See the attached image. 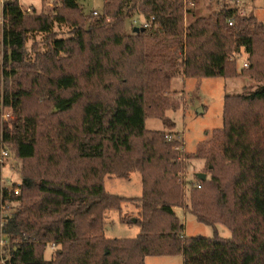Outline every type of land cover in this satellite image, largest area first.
Masks as SVG:
<instances>
[{
  "label": "trees",
  "instance_id": "1",
  "mask_svg": "<svg viewBox=\"0 0 264 264\" xmlns=\"http://www.w3.org/2000/svg\"><path fill=\"white\" fill-rule=\"evenodd\" d=\"M187 2L106 0L90 18L78 0H56L37 15L3 0L0 152L10 149L25 166L17 194L3 187L0 162V264H145L179 253L184 264H264V22L230 0L209 16ZM136 14L151 26L128 33L125 20ZM64 25L70 36L56 31ZM242 47V73L258 86L225 96L223 127L210 140L186 153L178 134L146 128L148 117L171 125L173 78L236 77L232 58ZM5 109L15 121H3ZM194 158L206 159L211 173L197 183L182 177ZM134 172L140 197L106 190L107 177ZM130 201L138 215L121 222L137 224L139 234L107 237V211ZM176 206L232 236H185Z\"/></svg>",
  "mask_w": 264,
  "mask_h": 264
},
{
  "label": "rangeland",
  "instance_id": "2",
  "mask_svg": "<svg viewBox=\"0 0 264 264\" xmlns=\"http://www.w3.org/2000/svg\"><path fill=\"white\" fill-rule=\"evenodd\" d=\"M106 0H78L82 13L86 17H96L104 10ZM22 9L28 15H37L41 12H50L55 7L56 0H19ZM227 0H197L196 2L188 0L187 8H195L200 16H209L216 10L221 8ZM231 6H236L244 11V15L255 17L258 21L264 22V0H239L238 3L231 1ZM3 3L0 0V18L2 17ZM97 12V14H95ZM146 18L142 14H136L132 18H126L125 31L128 33L133 31L134 27H140V22ZM112 20V18H108ZM2 24L0 25V31ZM58 34L70 36L69 25L56 26ZM38 40L41 37L38 36ZM31 39L28 44H31ZM39 52H44L46 46L39 43L37 46ZM3 46L1 44L0 33V64L2 63ZM236 63V77H193L188 78L180 74L172 79L169 88V98L173 102L174 107L166 110L165 116L171 123L167 125L158 117H148L146 119V128L149 130H158L169 132V138H173L174 134H178L182 142V150L186 153H194L200 143L208 141L213 137L214 131L223 127L224 100L226 95H236L240 93H249L256 89L258 81L252 76L242 73L244 63H248L247 54L242 47L238 53H234L232 58ZM4 122L11 123L16 117L12 111L5 109L2 115ZM171 132V133H170ZM7 151L8 155L1 158L2 163V185L9 190L15 189L19 194L20 189L16 188L21 182V171L25 163L22 159L14 156L11 150L2 147L1 151ZM1 153V152H0ZM199 173L210 177L206 159H190L188 167L182 173L183 180L197 183ZM105 188L109 193L127 197L137 198L142 195L143 185L139 172L131 174L130 178L107 177L104 181ZM190 186H187V192H190ZM189 189V190H188ZM187 196H189V193ZM9 212L8 202L2 208L1 221H5V217ZM176 215L184 225V235L187 237L205 236L210 237L218 234L224 238L232 236V232L227 226L221 223L208 225L199 222L194 215L187 212L183 207H175ZM138 215V209L130 202L123 203L122 212L118 210L107 211L105 235L109 238H134L140 232L137 224H128L121 222L123 216L127 221ZM1 245L5 243L1 240ZM54 245H48L44 250V258L51 259ZM145 264H184V256L182 253L175 255L148 256Z\"/></svg>",
  "mask_w": 264,
  "mask_h": 264
},
{
  "label": "built area",
  "instance_id": "3",
  "mask_svg": "<svg viewBox=\"0 0 264 264\" xmlns=\"http://www.w3.org/2000/svg\"><path fill=\"white\" fill-rule=\"evenodd\" d=\"M230 1H233V2H235V3H238V2H239V0H230ZM238 11H239L240 14H243V13H244V11H243L242 9H240V8H238ZM152 19H153V18H152ZM2 23H3V19H2V17H1V18H0V25H1ZM140 25H141L140 27L148 28V27L151 26V20L145 19V21H141V22H140ZM230 25H233V22H232V21H230ZM244 65L247 66L248 63L245 62ZM7 155H8V152H7V151H5V150L1 151V153H0V159H1V158H5V156H7ZM198 187H200V186L198 185Z\"/></svg>",
  "mask_w": 264,
  "mask_h": 264
},
{
  "label": "water",
  "instance_id": "4",
  "mask_svg": "<svg viewBox=\"0 0 264 264\" xmlns=\"http://www.w3.org/2000/svg\"><path fill=\"white\" fill-rule=\"evenodd\" d=\"M144 30H145V27H134L133 28L134 32H140V31H144ZM198 177L202 180H205L207 178V175L203 174V173H199Z\"/></svg>",
  "mask_w": 264,
  "mask_h": 264
},
{
  "label": "crops",
  "instance_id": "5",
  "mask_svg": "<svg viewBox=\"0 0 264 264\" xmlns=\"http://www.w3.org/2000/svg\"><path fill=\"white\" fill-rule=\"evenodd\" d=\"M2 3H3V0H2Z\"/></svg>",
  "mask_w": 264,
  "mask_h": 264
}]
</instances>
